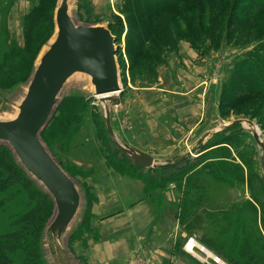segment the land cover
Instances as JSON below:
<instances>
[{
    "label": "rangeland",
    "instance_id": "obj_1",
    "mask_svg": "<svg viewBox=\"0 0 264 264\" xmlns=\"http://www.w3.org/2000/svg\"><path fill=\"white\" fill-rule=\"evenodd\" d=\"M213 1L105 0L96 8L91 0L69 3L74 24L110 30L121 83L113 103L94 97L87 77L80 84L71 80L67 85L73 86L64 88L40 133L85 196L86 206L81 204L79 211L84 209L83 214L67 242L75 258L72 264H82L72 251L89 219L86 179L106 165L160 180L148 188L154 200L166 183L184 188L180 227L210 253L197 247L195 257H209L213 264H219L213 256L224 264H264V150L252 134L264 142V3ZM56 2L40 0L17 41L2 37V110L14 94H23L40 51L52 37ZM180 98L196 104L199 130L191 132V124L182 127L173 114L168 116L167 108ZM105 106L114 137L154 153L162 167L142 171L117 149L107 133ZM1 153L0 159L6 160ZM0 174L10 175L2 166ZM23 174L11 179L0 196V236L18 230L17 222L24 218L23 237L37 260L65 264L54 258L47 239L43 249L39 243L41 224L53 209ZM171 210L165 209L169 219Z\"/></svg>",
    "mask_w": 264,
    "mask_h": 264
},
{
    "label": "water",
    "instance_id": "obj_2",
    "mask_svg": "<svg viewBox=\"0 0 264 264\" xmlns=\"http://www.w3.org/2000/svg\"><path fill=\"white\" fill-rule=\"evenodd\" d=\"M71 1L57 0L54 33L40 51L23 94H14L16 98L4 105L8 108H0V114L8 116L0 119V146L10 149L18 167L53 204V213L41 234L42 249L47 239L54 248V258L66 261L65 264H72L75 259L67 242L83 214L84 209L79 212L80 205L85 207L86 201L73 178L50 154L40 133L50 121L64 88L73 86L67 85L71 80L80 84L84 76L87 77L92 95L100 102L115 103L113 94L121 91L115 40L110 30L102 25L74 24L68 10ZM9 106L12 113L6 111ZM105 124L114 145L138 168L154 169L160 165L154 157L114 137L107 106ZM252 134L264 150V142L258 134L255 131Z\"/></svg>",
    "mask_w": 264,
    "mask_h": 264
},
{
    "label": "crops",
    "instance_id": "obj_3",
    "mask_svg": "<svg viewBox=\"0 0 264 264\" xmlns=\"http://www.w3.org/2000/svg\"><path fill=\"white\" fill-rule=\"evenodd\" d=\"M91 1L96 8L105 0ZM39 3L40 0H0V42L3 36L17 41L15 37L24 35L25 20ZM180 99L167 108L168 116L173 114L182 127L191 124L195 128L191 132L199 130L202 119L196 104ZM135 149L141 151L138 146ZM106 166L86 179L89 219L72 251L82 264H210L209 257H195L197 248L195 254L185 248L189 240L197 241L180 227L183 187L173 181L166 183L154 200L148 188L160 180ZM165 209H172L173 219L165 216Z\"/></svg>",
    "mask_w": 264,
    "mask_h": 264
},
{
    "label": "trees",
    "instance_id": "obj_4",
    "mask_svg": "<svg viewBox=\"0 0 264 264\" xmlns=\"http://www.w3.org/2000/svg\"><path fill=\"white\" fill-rule=\"evenodd\" d=\"M216 2H219V0L213 1V3H216ZM263 3H264V0H263ZM225 4H226V2H225ZM233 8H234V5L232 6V9ZM263 80H264V78H263ZM222 95H223V93L221 94V96ZM1 151L3 153H1ZM0 153L3 154L6 158V160H3V161H2V159H0V166H2V168L4 170H9V173H10L8 178H5V174H4V177H1L2 174H0V196H1V194L5 190H7L8 184H10V180L14 179L17 176H21L23 174L22 173L23 171L16 164V162L13 158L12 152L10 151V149L8 147L0 146ZM46 198L49 201L50 205L52 206L50 208V210L53 209V204H52L51 200L48 199L49 197L47 195H46ZM47 219L44 221L43 224H41L42 227H41L40 232H39V243H40V236H41L42 230L44 228L43 226H45ZM17 223H19L18 230H15L12 233H8L6 235L0 236V264H16V263H19V264H44L41 261L37 260L38 256H37V254L35 256V249H31L30 243L29 244L26 243V241L23 237V229L25 226V219L22 218V220L18 221ZM19 253L22 255L21 257L18 256Z\"/></svg>",
    "mask_w": 264,
    "mask_h": 264
},
{
    "label": "bare ground",
    "instance_id": "obj_5",
    "mask_svg": "<svg viewBox=\"0 0 264 264\" xmlns=\"http://www.w3.org/2000/svg\"><path fill=\"white\" fill-rule=\"evenodd\" d=\"M117 93H115L116 95ZM114 96V94H113ZM161 169V168H160ZM199 248L202 249L206 254H210L208 251H206L205 249L201 248L200 246H198V244L196 242H194L193 240H189L185 246L186 250L195 254V248ZM213 259L215 262L219 263V264H224L221 260H219L217 257L213 256Z\"/></svg>",
    "mask_w": 264,
    "mask_h": 264
}]
</instances>
